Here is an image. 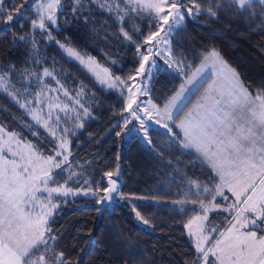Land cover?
<instances>
[{"label": "trees", "instance_id": "trees-1", "mask_svg": "<svg viewBox=\"0 0 264 264\" xmlns=\"http://www.w3.org/2000/svg\"><path fill=\"white\" fill-rule=\"evenodd\" d=\"M72 1L61 0L64 7L58 12L59 26L52 29L54 41L31 28L30 21L37 19L33 6L10 24L0 23V67L15 65L18 71L12 78L17 79L25 67L38 70L53 66L60 68L65 82L84 89L89 117L69 137V163L81 172L74 187L85 181L92 190L106 187L104 173L115 170L119 164L118 193L129 200L116 199L115 194L101 212L95 198L66 201L49 221L51 234L57 237L49 243L57 252L62 251L72 264H193L198 254L185 225L201 210L159 201L209 202L215 194L217 178L195 153L179 146L176 137H182L175 129L176 136H173L167 130L150 128L151 143L148 144L136 135L125 138V130L114 127L123 124L119 114L124 96L98 85L90 74L66 58L55 41L82 56L94 58L97 64L121 79L134 75L139 66L135 44L123 39L113 16L95 6H86L83 13L88 15L90 11L95 23L85 26L75 21ZM23 2L16 0L17 6ZM200 3L206 9L214 0H200ZM255 11H261L258 4ZM134 24L139 25L142 34L133 35V40L142 43L143 36L150 31L148 19H128L125 30L130 35ZM25 34L29 41L35 35V52L30 42L13 45L14 36ZM171 41L173 53L186 60L187 76H178L173 69L157 70L150 84V99L160 107L212 50L236 70L251 92L264 91V17L250 16L248 11L240 12L235 6L229 8L225 0L224 10L215 17L205 12L195 19L186 18ZM0 126L31 143L44 156L54 155L52 149L57 148L56 142L2 91ZM117 131L121 136L116 135ZM54 179L63 184L64 172H56ZM205 188L210 191L205 192ZM134 207L150 221L148 225L137 221Z\"/></svg>", "mask_w": 264, "mask_h": 264}, {"label": "snow or ice", "instance_id": "snow-or-ice-1", "mask_svg": "<svg viewBox=\"0 0 264 264\" xmlns=\"http://www.w3.org/2000/svg\"><path fill=\"white\" fill-rule=\"evenodd\" d=\"M224 3L225 0H214V3L205 9L200 0H74L72 13L75 21L87 26L95 21L90 11L88 15L83 14L86 5H96L114 17L113 23L119 27L123 39L135 44L139 57L135 75L121 79L111 74L107 68L102 69L103 77L97 74L101 84H107L110 89L120 88L122 96L127 92L119 114L123 124L114 127H122L127 134L133 130L129 125L138 121L139 130H143V139L148 144L151 143L148 125L152 121L173 136H176L174 129L181 130L182 139L176 137L179 146L183 149H194L198 154L197 158L210 165L220 180L214 189L213 201L216 196L229 199L224 189L235 197L233 204L224 209L234 212L232 221H229L230 227L220 232V238L210 247H204L209 238L203 235L202 225H197L195 232L192 230L194 221L207 219L208 208L204 201H199L205 215L195 216L185 225L189 229V235L196 236L195 249L198 256L193 264H264V91L251 92L240 80L236 70L231 68L215 50L204 56L201 67L197 68L194 74V76L199 74L200 78L204 79V69L210 67L211 72L208 75L211 81L205 80L207 88L203 96L193 109L178 121L176 116L187 106L186 93L189 90L185 83H191L193 78H188L182 83L180 90L176 91L163 107L153 103L151 99L140 100L139 97L148 95L149 90L142 83L139 85L135 83L138 76L151 75L150 71L146 70V65H149L150 58L154 56H161L165 64L178 76L186 77V60L173 53L171 38L184 24L186 18L195 19L205 12L215 17L219 11L224 10ZM227 4L229 8L235 6L240 12L248 11L250 16L264 17V0H227ZM257 4L261 9L259 13L255 11ZM32 6L36 8L37 19L30 21L31 28L39 30L49 41H54L52 29L59 26L58 12L64 7L61 0H39L38 3L35 0H24L18 6L16 0H0V23L10 24L16 17H23V13L31 10ZM133 17L148 19L150 31L143 36L142 43L133 40V35L142 34L139 25L132 26L130 30L132 35L129 34V30H125L127 20ZM17 42H30L33 52L37 49L34 34L30 41L27 34L16 35L12 43L15 46ZM55 43L64 49L69 57H75L90 71H95L97 65L94 58L88 57L85 60L75 49L58 40ZM160 45L164 47L161 48ZM150 66H156L154 59L151 60ZM17 71L15 65L0 69V87L7 89L11 77ZM19 74L21 79L33 76L40 79L38 73L27 67ZM51 75L52 72L47 68L43 70V76ZM12 92L16 93L14 86ZM41 95L43 91L37 93V97ZM65 95H68L67 91ZM36 102L39 103V99ZM76 103L80 104L79 100H76ZM80 108L84 116L89 115L88 108L83 104H80ZM51 115L49 112V119ZM33 119L39 122L41 116L33 113ZM60 119L59 116L55 118L57 128ZM77 119H80L79 113ZM45 123L48 126L47 122ZM77 127H83V124ZM60 131L64 135L70 134L68 128ZM55 134L56 129H53L52 135ZM121 134L120 131L116 132L117 136ZM14 136L15 134H12L5 143L10 144ZM67 143L64 136H61L59 150L53 148L54 155L47 156L37 151L33 145H27L29 149L27 156L9 147L7 151L11 152L13 159H8L3 150H0V264H72L62 251L57 252L49 243L50 240L55 241L57 237L51 234L48 219L52 216L51 210L59 207L51 202V196L53 193H61V187H49V181L55 182L52 169H60L62 162L68 161V155L63 154ZM60 156H63L62 162L57 160ZM15 157H19L25 163H17ZM118 176L119 164L115 170L104 173V177L107 178L106 187H98L95 190L89 188L83 194L85 196L91 194L98 205L112 200L113 194H118L121 200L128 201V197L118 193L116 179ZM85 184H88V181H85ZM204 191L210 190L205 188ZM38 192L47 193L48 200L40 201ZM68 192H71V189H66L63 194L67 195ZM37 206L40 211L33 215ZM213 207L219 205L214 204ZM133 211L137 220L145 225L150 223L136 211L135 207ZM37 252H40L38 256ZM213 257L214 260L210 259Z\"/></svg>", "mask_w": 264, "mask_h": 264}, {"label": "rangeland", "instance_id": "rangeland-1", "mask_svg": "<svg viewBox=\"0 0 264 264\" xmlns=\"http://www.w3.org/2000/svg\"><path fill=\"white\" fill-rule=\"evenodd\" d=\"M35 2H39V0H35ZM74 3V0L72 1V5ZM88 6V5H86ZM90 6H95L96 5H90ZM98 8V7H97ZM33 9L36 11L35 6H33ZM163 35V33L161 34ZM33 36V35H32ZM69 47V46H67ZM161 48H163V45H160ZM171 47H172V41H171ZM62 52L65 54L66 58L77 65H79L84 71H86L88 74H90L98 83V85L104 87L106 90H113L121 94L120 88H114L110 89L107 87V84H101L100 81L97 79V74H99L101 77L104 76V73L102 69H104L103 66L97 64L95 67V71H90L89 68L81 64L79 60H77L75 57H69L67 52L60 48ZM36 56V55H35ZM85 60L88 59V57L83 56ZM155 60V67H151V60ZM47 68L50 72H52L51 76H43V70ZM0 69H2L0 67ZM158 69H165V70H170V68L165 64L164 59L161 56H154L150 58V63L149 65H146V70L150 71L151 75L145 77L143 74L142 76H138L136 78V84H143L145 88H147L148 95L145 96H140L139 99L142 101H147L150 99V84L152 81V78L156 74ZM32 71H35L40 75V79H36L34 76L33 77H28L25 79H21L20 75H17L19 79L18 81H15L17 79H14L11 77V82L10 85L8 86L7 89L4 87H0V91L5 93L14 103H16L27 115L28 117L41 129L44 130L45 133L49 137H51L57 145V150L58 145L61 142V136H64V139L68 141L66 145V149L63 150L64 155H68V161L66 163H63V156L57 157V160L62 162V167L60 169L53 168L52 172L55 174L56 172L62 171L64 172L65 175V181L63 184L57 183L58 180L54 179L53 181H49V187H61V193H53L51 196V202L56 205H61L64 204L68 200H74L78 198H94L91 194L85 196L83 193L87 189H91V187L88 184H83L81 186H78L77 188L75 186V181L81 176V172L79 169L73 167L69 163V147H70V140L69 137L70 135L76 133L81 127H77L79 124H83L86 119L89 117L83 115V111L80 108V104H83L84 107L87 108V103L88 101L86 100V94L83 89L81 91L80 86L73 87L70 83L65 82L63 79H66L65 75L63 76L61 73L62 71L60 68H55L53 66L51 67H44L42 69H32ZM110 72V71H109ZM111 73V72H110ZM135 75V74H134ZM59 81V83H57ZM16 89V93L12 92V87ZM62 86V87H61ZM43 91V95L37 97V93ZM65 91L68 92V95H65ZM19 93V95H17ZM79 93V95H77ZM124 97L127 96V92H124ZM37 99H39V103H37ZM76 100H79L80 104L76 103ZM31 103H28V102ZM153 102V101H152ZM21 105H24L23 107ZM56 105H59L57 107ZM67 106V107H65ZM63 109V111L61 110ZM51 112V119L48 117V113ZM89 112V109H88ZM33 113H38L41 116L40 121L38 122L37 120L33 119ZM80 115V119H77V115ZM125 115H127L125 113ZM59 116L60 122H59V127L57 128V125L54 123L55 118ZM47 125L46 126V123ZM155 124V121L150 122L148 125L149 129L153 128ZM161 129L163 128L161 125H158ZM63 128H68L70 130V134L64 135L60 129ZM129 128L133 129L130 132H127V134L124 135L125 138H131V136L136 135L138 138L143 139V130H139V122L134 121L132 124H130ZM0 150H3V154L8 158V159H13L11 152L7 151L9 147L12 148V150L19 151L22 155L27 156L28 154V147L27 145H32L29 142H24L18 138V136L15 134L14 138L10 141L9 143H5L6 141H9V137L14 134L13 132L7 131L5 128L0 126ZM56 129V134L55 136L52 135V130ZM164 129V128H163ZM166 130V129H164ZM176 130V129H175ZM177 131V130H176ZM126 132V130H125ZM17 163H25V161H21L19 157H15ZM215 176V174H214ZM216 177V176H215ZM217 178V177H216ZM217 181L219 184V180L217 178ZM66 189H71V192H68L67 195H64V191ZM215 195V194H214ZM225 195L229 197V199L225 200L220 196H216L217 201H213V198L207 202L204 201L205 206L208 208L207 211V219L206 220H197L194 221L193 223V232L196 231L197 225H202L203 226V235L207 236L209 239L205 243L204 247H210L214 244L215 241L213 238H217L220 234V232H223L225 228L230 224L229 221H232V217L234 215V212L230 211H225L224 209L227 208L228 205L233 204L235 201L233 196H229V194L226 192ZM37 196L40 197V201H47L48 200V194L45 192H38ZM116 199H119V195L117 194ZM143 201H146V199H142ZM150 201V200H147ZM159 203H164V204H170L171 206H176V207H181V208H190V209H200L201 212L200 214L196 216L203 217L205 215L204 210L201 208L200 203L196 201H188V202H177V201H159ZM219 205V207H213V205ZM37 205H39V201L37 202ZM59 208V207H58ZM58 208L52 209V216L49 217V221L53 218V216L56 214ZM40 208L39 206L36 207L35 212H33V215L39 213ZM221 213V214H220ZM224 214V215H223ZM212 215H215L216 217L212 218ZM195 217V216H194ZM139 223L144 224L142 221L137 220ZM221 225V226H220ZM224 227L222 229L221 227ZM230 227V226H229ZM213 229H216L215 231ZM186 232L189 238L193 240L194 246L196 243V236L189 235V229L186 228ZM213 236V238H212ZM211 240L214 242L211 243Z\"/></svg>", "mask_w": 264, "mask_h": 264}, {"label": "crops", "instance_id": "crops-1", "mask_svg": "<svg viewBox=\"0 0 264 264\" xmlns=\"http://www.w3.org/2000/svg\"><path fill=\"white\" fill-rule=\"evenodd\" d=\"M211 51H209L208 53H206L205 55H207V54H209ZM220 56V55H219ZM221 57V56H220ZM204 58V57H203ZM202 62H203V59H202V61L199 63V65L193 70V72L185 79V81L188 79V78H193L192 80H191V83H185V81L183 82V83H185V87L189 90L187 93H186V96H187V106L186 107H184V109H183V111H181L180 113H179V115L178 116H176V120L178 121L179 119H181V118H183L184 117V115L187 113V112H189V110H191V109H193V106L197 103V101H199L200 99H201V97L203 96V94H204V91H205V89L207 88V82H210L211 81V77L208 75V73H210L211 72V68L210 67H208V68H205L204 69V72H203V75H204V79H201L200 78V75L199 74H197V75H195L194 76V74H195V72H196V69L197 68H199V67H201V65H202ZM205 80H207V82H205ZM201 85H203V86H201ZM179 90H180V88H179ZM178 90V91H179ZM169 124H170V126H171V122H169ZM154 127H158V128H160L159 126H158V124H154L153 125ZM161 129V128H160ZM163 129V128H162ZM165 129V128H164ZM163 129V130H164ZM177 130V132H179L180 133V135H181V137H182V132H181V130H179V129H176ZM186 150H188V151H191V152H193V153H195V150L194 149H186ZM196 154V153H195ZM197 156H198V154H196ZM201 160V159H200ZM202 162V161H201ZM204 165H206L210 170H211V167H210V165H207V163L206 162H202ZM211 172L213 173V174H215V172L213 171V170H211ZM216 176V175H215ZM218 178V177H217ZM218 180H219V178H218ZM219 183H220V180H219ZM224 192L226 193H228L229 194V196H232L231 195V193H229L228 191H227V189H224ZM234 199H235V197H234ZM230 226V224L227 226V228ZM227 228H225V230L227 229ZM224 230V231H225ZM223 231V232H224ZM220 238V234H219V236L216 238V239H219ZM215 238H214V241L216 240ZM213 241L211 240V243H212ZM214 243V242H213ZM210 245H213V244H210ZM213 259H214V257H213Z\"/></svg>", "mask_w": 264, "mask_h": 264}, {"label": "water", "instance_id": "water-1", "mask_svg": "<svg viewBox=\"0 0 264 264\" xmlns=\"http://www.w3.org/2000/svg\"><path fill=\"white\" fill-rule=\"evenodd\" d=\"M106 183H107V180H106ZM113 196L115 197V194H113ZM114 199V198H113ZM113 199L112 200H110V201H106L104 204H102V205H98L97 204V206H98V208H99V211L101 212V211H103V209H105V207L108 205V204H110L112 201H113Z\"/></svg>", "mask_w": 264, "mask_h": 264}]
</instances>
